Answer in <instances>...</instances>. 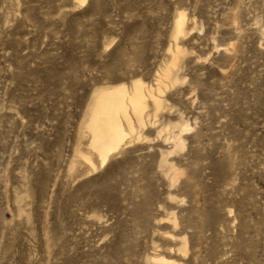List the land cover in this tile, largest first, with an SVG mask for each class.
<instances>
[{"label":"rangeland","instance_id":"374dc122","mask_svg":"<svg viewBox=\"0 0 264 264\" xmlns=\"http://www.w3.org/2000/svg\"><path fill=\"white\" fill-rule=\"evenodd\" d=\"M0 264H264V0H0Z\"/></svg>","mask_w":264,"mask_h":264},{"label":"bare ground","instance_id":"6f19581e","mask_svg":"<svg viewBox=\"0 0 264 264\" xmlns=\"http://www.w3.org/2000/svg\"><path fill=\"white\" fill-rule=\"evenodd\" d=\"M176 27L180 31V20ZM143 98L144 93L139 82H134L130 91L118 86L101 92L95 98L88 127L92 134L91 146L97 150L102 159L127 135L121 127V121L125 122L128 131L133 130L130 110L135 120L141 122L145 106Z\"/></svg>","mask_w":264,"mask_h":264}]
</instances>
